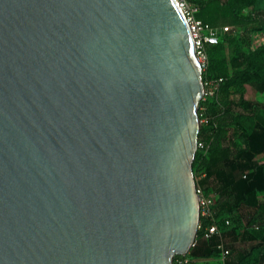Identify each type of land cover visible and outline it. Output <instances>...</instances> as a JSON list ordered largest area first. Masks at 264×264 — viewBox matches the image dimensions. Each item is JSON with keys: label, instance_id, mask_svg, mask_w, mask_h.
<instances>
[{"label": "water", "instance_id": "1", "mask_svg": "<svg viewBox=\"0 0 264 264\" xmlns=\"http://www.w3.org/2000/svg\"><path fill=\"white\" fill-rule=\"evenodd\" d=\"M204 92L177 0H0V264L188 253Z\"/></svg>", "mask_w": 264, "mask_h": 264}, {"label": "trees", "instance_id": "2", "mask_svg": "<svg viewBox=\"0 0 264 264\" xmlns=\"http://www.w3.org/2000/svg\"><path fill=\"white\" fill-rule=\"evenodd\" d=\"M233 1L205 0V11L198 14L213 25H233L234 29L209 46L210 64L203 79L223 81L215 98L200 103L211 118L201 124L199 141H204L205 147H198L193 165L195 173L205 174L197 181L205 193L219 192L217 222L235 214L246 217V224L233 227L240 240L232 245L226 264H264V160L259 158L264 156V102L247 96L251 87L264 93V42H254L264 35V16L238 11V3L247 8L257 0ZM215 2L224 5L223 15L206 10ZM229 41L237 42L231 54L226 45ZM212 222L201 218L198 238ZM219 241L216 235L209 238L200 256L221 255ZM195 248L190 251L193 256Z\"/></svg>", "mask_w": 264, "mask_h": 264}, {"label": "built area", "instance_id": "3", "mask_svg": "<svg viewBox=\"0 0 264 264\" xmlns=\"http://www.w3.org/2000/svg\"><path fill=\"white\" fill-rule=\"evenodd\" d=\"M177 2L192 28L196 41V56L201 63L203 73L207 71L210 64L209 46L218 44L220 42L221 34L233 30L234 26H216L199 18L198 14L200 12V7L194 0H177ZM258 41L261 43L264 42V35L260 36ZM222 81L223 78H220L219 80H204L205 92L203 99L214 96L219 91ZM203 107L206 108L205 105H202L200 108ZM209 119V117L203 118L202 122H208ZM199 146L205 147V142L199 141L198 147ZM198 193L201 207V218L204 217L213 221L211 224L205 226L203 237L206 239H209L214 235L219 237L220 241L217 246L221 250V255L226 261L227 257L231 253V250L226 244L220 223L216 221L218 214V209L216 208V198L215 196L207 195L203 188L199 185ZM224 223L225 225H230V218H226ZM199 228H201V223H199ZM196 244L197 241L194 243V246ZM172 264H198V260L193 255H191L189 251L186 254L174 255Z\"/></svg>", "mask_w": 264, "mask_h": 264}, {"label": "rangeland", "instance_id": "4", "mask_svg": "<svg viewBox=\"0 0 264 264\" xmlns=\"http://www.w3.org/2000/svg\"><path fill=\"white\" fill-rule=\"evenodd\" d=\"M204 1L205 0H195V2L199 5L201 11L204 10L203 6H202V2H204ZM233 4H235V0L233 1ZM237 8H238L239 12H245V13L252 12V13L261 14L262 16H264V0H257L251 7H247V8L246 7L241 8L240 3H238ZM206 10L213 11L218 16L223 15L225 13L224 5L221 2L210 3L209 8L207 7ZM262 18H264V17H262ZM254 42H258V39L257 38L254 39ZM235 44H237L236 41L226 42L227 49L229 52L228 54H231V50H232V48H234ZM217 94H218V92L214 96H211L210 98H215L217 96ZM247 96L249 98H253V99L255 98V99H258V100L264 102V93H261V92L255 90L253 87L250 88V90L247 93ZM206 100H207V98L203 99V97H202L201 101L205 102ZM201 101H200V103H201ZM199 106H200V104H199ZM199 116H200L201 124L203 123L202 122L203 118H206V117L211 118L210 112L208 111L207 108H204V107L200 108ZM194 173H195V171H194ZM195 178H196V181L200 180L201 174L199 172L195 173ZM241 217H242V219H240ZM229 218L231 220L230 225H225V223H224L225 220L223 222H221L220 225L222 226V230L224 233V238H225L226 244H227L228 248H230L231 253H232V248H233L232 245L240 240L239 235L234 231L233 227L237 226L239 224L244 225L247 223V220H246V217L244 218V214H240V215L235 214L233 216H229ZM196 241H197V245H201L203 247L206 246L208 243V239H206L203 236L199 237ZM195 246L193 245L191 250ZM227 259H228V257H227ZM200 263L201 264H226V261L222 257V255H219L218 257H215V258H202Z\"/></svg>", "mask_w": 264, "mask_h": 264}, {"label": "crops", "instance_id": "5", "mask_svg": "<svg viewBox=\"0 0 264 264\" xmlns=\"http://www.w3.org/2000/svg\"><path fill=\"white\" fill-rule=\"evenodd\" d=\"M259 158L261 159V160H264V156L263 155H261V156H259ZM205 175V174H204ZM204 175H201V178L204 176ZM203 188V187H202ZM204 190V189H203ZM205 192V191H204ZM211 196H215V198H216V202H217V200H218V198H219V192L217 191V190H215V191H213L211 194H210ZM200 248V249H199ZM203 248H205V246L203 247V246H201V245H196V248H195V252H194V257L198 260V264H201L200 263V261L202 260V256H200L201 254H202V249ZM197 249V250H196ZM198 250H199V252H198Z\"/></svg>", "mask_w": 264, "mask_h": 264}]
</instances>
